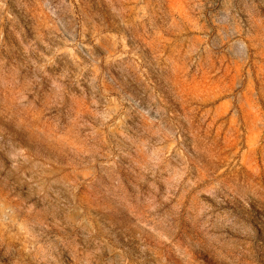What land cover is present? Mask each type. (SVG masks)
Here are the masks:
<instances>
[{
	"label": "rangeland",
	"instance_id": "374dc122",
	"mask_svg": "<svg viewBox=\"0 0 264 264\" xmlns=\"http://www.w3.org/2000/svg\"><path fill=\"white\" fill-rule=\"evenodd\" d=\"M0 113L60 201L2 264L49 244L58 264H264L261 0H0ZM135 197L159 206L147 227Z\"/></svg>",
	"mask_w": 264,
	"mask_h": 264
},
{
	"label": "clouds",
	"instance_id": "9594fccd",
	"mask_svg": "<svg viewBox=\"0 0 264 264\" xmlns=\"http://www.w3.org/2000/svg\"><path fill=\"white\" fill-rule=\"evenodd\" d=\"M261 2L264 3V0ZM233 31H238V24L233 28ZM3 115L5 114L0 113V116ZM176 135H179V130H177ZM9 142H11V137L6 139L4 128L0 127V152H4L10 161L8 168H5L0 161V248L6 246L10 248L13 241L19 239L20 233L13 231L18 222L27 224L29 227L46 228L56 220L59 214L57 206L60 201L58 198L51 203H42L41 201V197H44L45 200L48 199L45 196L46 187L58 183L56 179L52 178L56 172L49 168L51 162H41L44 156L42 147L38 144L31 145L29 148H22L17 145L11 152H5L4 146ZM149 163H151L150 156L145 159L143 166L145 171L150 170L147 167ZM45 169L48 170L45 171ZM25 173L28 175L26 176ZM180 178L179 175L173 177L177 183ZM25 182L28 184L29 191L28 195L21 199L20 194L16 193L14 189L17 183L24 184ZM229 190L231 191V189ZM132 199L125 200L123 207L130 216L135 217L133 227L136 225L141 228L147 227V223L143 221L145 218H151L149 214L154 213L159 206L151 200L142 203L139 197H135V203H133ZM45 208H47V212L43 211ZM42 216H51V220L46 224L45 220L41 218ZM155 223L164 224V220L155 219ZM174 223V220L170 221V224ZM22 250L28 253L32 252V249L26 245ZM54 251L55 246L53 244L47 245L46 249L41 250L37 256L33 257L32 264H41V261L46 262V264H58V258L52 256ZM13 264H27V262L23 257H20L13 261Z\"/></svg>",
	"mask_w": 264,
	"mask_h": 264
}]
</instances>
